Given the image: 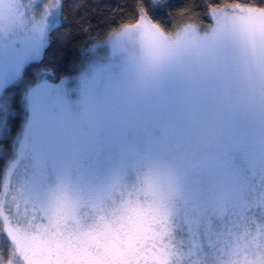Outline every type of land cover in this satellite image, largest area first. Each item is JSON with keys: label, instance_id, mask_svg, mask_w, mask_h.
I'll return each mask as SVG.
<instances>
[{"label": "snow or ice", "instance_id": "obj_1", "mask_svg": "<svg viewBox=\"0 0 264 264\" xmlns=\"http://www.w3.org/2000/svg\"><path fill=\"white\" fill-rule=\"evenodd\" d=\"M36 2L0 0V137L58 22ZM210 15L169 34L141 7L75 78L26 87L6 264H264V7Z\"/></svg>", "mask_w": 264, "mask_h": 264}, {"label": "trees", "instance_id": "obj_2", "mask_svg": "<svg viewBox=\"0 0 264 264\" xmlns=\"http://www.w3.org/2000/svg\"><path fill=\"white\" fill-rule=\"evenodd\" d=\"M236 3L264 7V0H62L59 19L49 33L43 59L33 62L23 83L11 89L14 115L10 120L9 135L0 137V178L6 165L14 158L18 147L15 141L22 133L27 117L24 92L29 84L36 82L41 72L47 70L52 73L48 79L54 83L74 76L85 50L94 43L106 41L108 34L121 25L134 23L141 7L154 23L160 24L170 34L186 24L206 31L212 26V8L221 9ZM85 9H89V14L78 21ZM0 230V237L4 239L0 246L4 255H9L10 242L2 226Z\"/></svg>", "mask_w": 264, "mask_h": 264}, {"label": "rangeland", "instance_id": "obj_3", "mask_svg": "<svg viewBox=\"0 0 264 264\" xmlns=\"http://www.w3.org/2000/svg\"><path fill=\"white\" fill-rule=\"evenodd\" d=\"M61 5H62V0H60V7L59 8H57L56 6H55V4H54V2H53V0H37V2H36V4H35V12H36V14H37V17H39V15L42 13V11L47 7V8H49L51 11H53L54 13H58V15H60V11H61ZM26 6H28V5H26ZM28 7H30V6H28ZM229 7H224V8H221V9H228ZM221 9H217L218 11L219 10H221ZM89 14V9H85L84 11H83V13H82V15H81V18L80 19H78V21H81V20H83L87 15ZM211 17V16H210ZM51 19V18H50ZM59 19V18H58ZM211 19H212V26L211 27H213L214 26V23H215V21L213 20V18L211 17ZM210 27V28H211ZM197 30L199 31V32H201V34H203L204 32H206V31H208V30H206V31H203V30H200L199 28H197ZM105 42V41H104ZM104 42H102V43H94L93 45H91L88 49H92L93 48V46L94 45H102ZM88 49H86L85 50V52L83 53V55H82V63H81V65H80V67L78 68V72H79V70L84 66V64L89 60V59H91V53H89L87 50ZM104 53L103 52H100L99 53V55H103ZM78 72L74 75V76H67V77H69V78H75L76 76H77V74H78ZM64 78H66V77H64ZM64 78H62V79H64ZM61 79V80H62ZM60 80V81H61ZM60 81H58V82H56V83H59ZM251 220H256V221H260V222H264V210H257V211H255L253 214H252V216H251V219H250V222H249V227L250 228H252L253 230L255 229V227H256V225H254V224H252L251 223ZM1 226H2V222H0V228H1ZM1 230H0V235H1ZM4 241V239H3V237L1 236L0 237V242H3ZM8 247L10 248V246L8 245ZM5 253L3 252V250H2V247L0 246V256H2V258H3V260H4V262H5V264H6V261H7V259L9 258V255L7 254V255H4ZM14 264H20V261L17 259V260H14ZM186 264H187V262H186Z\"/></svg>", "mask_w": 264, "mask_h": 264}]
</instances>
